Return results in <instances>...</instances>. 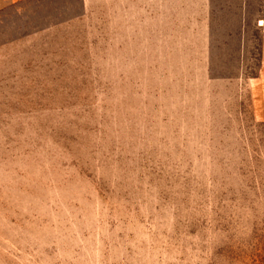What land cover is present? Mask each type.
<instances>
[{"label":"rangeland","instance_id":"374dc122","mask_svg":"<svg viewBox=\"0 0 264 264\" xmlns=\"http://www.w3.org/2000/svg\"><path fill=\"white\" fill-rule=\"evenodd\" d=\"M64 1L0 9V264H264L247 95L177 41L150 61L142 12Z\"/></svg>","mask_w":264,"mask_h":264},{"label":"crops","instance_id":"0c3cea01","mask_svg":"<svg viewBox=\"0 0 264 264\" xmlns=\"http://www.w3.org/2000/svg\"><path fill=\"white\" fill-rule=\"evenodd\" d=\"M40 1L0 0V9L9 4L15 12L27 15L39 11ZM113 3L114 14L117 7L118 18L127 22L128 27L133 16L142 12L144 51L150 61L161 64L169 42L177 41L181 51L191 54V58L202 59L207 66L221 63L222 68H213L215 71L208 74L222 75L225 82L235 83L239 99L245 95L249 98L253 118L264 121V0H113ZM42 4L55 10L65 1L45 0ZM85 10L83 3L75 17ZM254 29L259 31L257 45L250 36ZM255 54L257 69L248 73L244 60Z\"/></svg>","mask_w":264,"mask_h":264}]
</instances>
